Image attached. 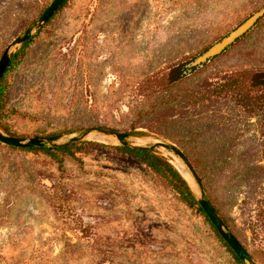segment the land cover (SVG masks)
Returning <instances> with one entry per match:
<instances>
[{
  "label": "rangeland",
  "instance_id": "rangeland-1",
  "mask_svg": "<svg viewBox=\"0 0 264 264\" xmlns=\"http://www.w3.org/2000/svg\"><path fill=\"white\" fill-rule=\"evenodd\" d=\"M51 1L0 0V59L8 45L38 20L43 13L40 14L42 8H47ZM97 1L71 0L53 24L49 27L45 24L34 33L32 37L36 38L31 45L30 56L21 69L11 75V105H31L33 110L50 117V121L57 120L70 127L85 126L58 134L65 135L64 139L68 138V134H83L91 129H98L95 124H106L118 130L114 132L128 133L130 136L127 141L133 144L150 145L161 140L178 145L164 135L143 126L136 129L142 134L131 135L128 132L137 118L138 111L145 105L146 97L139 88L141 80L170 64L176 63L167 69L169 85L200 72L201 75L195 78L197 85L220 81L230 71L238 68H259L263 71H257L251 78V86L257 87L253 84L254 77L257 73L264 72V17L245 36L227 47L228 50L224 53L221 52L222 54L179 80H171V75L175 67L187 64L201 55L264 7V0H193L199 3V7L204 6L206 9L196 15L193 12L192 17L197 19L187 26L190 33L181 35L179 32L174 43L166 50L170 58L161 60L160 64L148 69H145L143 62L126 47L135 40L134 49L144 52L149 47L147 37L152 36L150 31L153 32L154 26L167 28L177 17L185 14L184 0H144L147 3H139L138 10H132L127 18L104 21L97 25L93 30L95 36L91 48H84L78 40L84 34L88 35L89 21ZM26 3L29 4L25 6ZM134 20L135 25L131 29ZM182 22L180 20V23ZM27 24L29 26L25 28ZM177 31L179 27L175 29V32ZM84 38L90 40L91 37ZM73 62L79 65H73ZM116 65L124 67L127 73H117ZM42 92H47V96H39ZM72 101L76 103L75 106H71ZM216 106L230 115H224V118H227L225 131L235 130L234 134L226 136L227 141H231V144L249 142L253 152L244 158L253 156V159L262 160L261 163L264 164V113L257 111L250 115L239 113L235 116V110L231 108L234 104L230 99L220 101L213 107ZM14 122L21 132L27 134H33L46 127L45 121L23 117H17ZM82 141L120 145L116 138L105 136L98 131L89 133L87 139ZM157 150L190 180L198 192L199 187L184 161L173 151L164 148ZM98 159H89L84 171L74 165L67 167L71 176L76 173V177L68 179L70 174L66 172L58 178L60 172L56 166L42 165L43 158L30 154L25 156L13 150L3 151L0 147V264H160V257L171 258L173 255L178 258L175 263L180 264L187 263V260L191 262L193 258L196 260L194 255H191L193 243H196L200 257L207 258L206 260L211 258V264L216 262L214 250L219 246L218 242L198 219L197 223L194 222V227L184 233L190 235L188 238L176 240L178 243L174 246L173 255H158L156 252L150 253L151 255H139L143 245L151 249L155 247L153 250L159 251L156 245L150 247V244H144L140 240L139 232L142 230L149 240L153 239L155 234L163 233L157 228L161 223L152 225L151 222L142 220L140 227L135 230L129 225L123 229L121 218L118 217V212L124 209L123 203L109 194L113 190L109 176L114 174L115 168L108 163H99ZM33 168L47 175H54L55 178L39 176L40 183L44 186L36 188L26 181L28 175L21 174L22 178L18 177L22 169ZM117 177L121 183L120 187L131 185V188H135L133 182L137 181L142 187L144 185L150 190L161 191L156 185L144 184L139 179L130 181L120 174ZM58 183L64 186L70 183L71 187L67 185L69 191L72 190V185H76V193L81 195L90 192L93 197L85 201L84 205L82 199L77 212H56L47 193L54 195L58 192ZM254 188L242 185L237 192L220 189L211 194L214 193L212 195L219 198L221 211L248 250L264 258V232L258 228L260 226L257 225L256 219L261 193ZM126 190L130 191L128 187ZM204 190L208 197L205 187ZM145 197L141 194V199L135 202L139 207L145 206L149 209L151 206H147L143 201ZM148 197L151 202V196ZM143 213L145 219V209ZM74 219H77L76 222ZM190 221L191 217L188 223ZM227 226L229 227L228 224ZM85 227H89L87 232ZM195 227L198 228L195 230L198 236L191 233ZM124 230L130 233L124 234ZM162 244L165 248L166 244ZM149 257L152 260H149Z\"/></svg>",
  "mask_w": 264,
  "mask_h": 264
},
{
  "label": "trees",
  "instance_id": "trees-1",
  "mask_svg": "<svg viewBox=\"0 0 264 264\" xmlns=\"http://www.w3.org/2000/svg\"><path fill=\"white\" fill-rule=\"evenodd\" d=\"M70 1L71 0H65L62 3L57 12L46 23V27H49L58 19L61 11L68 6ZM138 1L98 0L96 2V9L92 13V18L88 25L89 32H87V36L91 38H89L90 40L84 38L87 37L86 34H84L78 41L84 45V48H91L92 41H94L93 37L95 36L93 30L96 29V26L104 21L123 20L127 18V15H129L132 10H138L137 6L139 3H147V1L144 0ZM184 2L183 10L185 14L177 17L167 28L157 25L152 29L153 32L150 31L152 36L147 37L149 38V47L144 52H138L139 50L134 49L135 40L131 45L126 47L128 51L134 52L137 59L143 62V65L146 67L145 69L160 64L161 60H168L170 56H168L166 50L174 43L176 37L179 36V32H181V35L183 33H190L187 26L197 19L196 17H192L193 12H195L196 15L206 9L204 6L199 7V3L193 0H184ZM28 4L29 3H26L25 6ZM45 8L46 6L42 8L40 14ZM180 20L183 22L180 23ZM29 24H27L25 28H27ZM134 25L135 20L130 28L133 29ZM177 27H179V31L175 32ZM130 34L131 31L127 33L128 36H130ZM35 38V36L31 37L22 44L20 49L13 55L0 80V128L9 135L22 137L28 135L54 136L85 127H70L67 124L64 125L59 123L57 120L50 121L52 120L50 117L43 112L40 113L33 110L31 105L19 107L18 105L14 106L10 104L9 90L11 87V75L18 72L30 56V48ZM226 50H228V48L222 51V53ZM73 65H76V63L73 62ZM172 65L170 64L167 68L157 71L141 80L139 88L146 97L145 105L143 109L138 111L137 118L132 123L128 132L131 135L142 134L136 131V129L143 126L177 143L196 168L201 182L208 192L207 198L210 199L218 214L225 223L229 225L232 232L248 250L247 246H245L243 241L239 238L235 230L231 227L228 219L221 211V207L218 203L219 198L217 195H212L214 193L211 194V192H216L220 189L223 191L237 192L242 185H250L255 187L254 189L257 191L259 190L261 196L259 198L260 203L256 219L257 225L259 224L260 226L258 228L261 232H264V164L261 163L262 160L253 159V156L249 159L244 158L253 152L249 142L231 144V141H227L226 136L234 134L235 130L229 132L225 131V119L227 118H224V115L227 113L222 112L219 106L215 108L213 106L220 101L230 99L234 104L231 108L235 110V116L239 113L250 115L257 111H262L264 113V86H260L264 85L263 72L258 75L260 84L259 82L255 84L256 82L253 81V84L257 85V87L251 86L252 76L257 71H263V69L238 68L230 71L220 81L197 85L195 78L201 75L202 72H200L176 84L169 85L167 83V69ZM115 71L119 74L127 73L125 68L121 65H116ZM179 76H182L180 69ZM56 89L57 87L53 90L56 91ZM46 93L47 92H42L39 96H47ZM70 104L71 106L76 105L73 101L70 102ZM227 115L228 117L230 116L229 114ZM17 117L29 118L34 121H45L46 127L33 134L23 133L15 126L14 119ZM94 126L100 130L118 131L114 127L106 124H95ZM0 147L3 151L13 150L25 156L30 154L43 158L44 160L41 162L42 165L56 166L57 171L60 172L58 178H60L62 174L65 175L66 172L70 174L68 175V179L72 176L76 177V173L71 176L70 169H67V167L74 165L81 171H84L88 160L93 157H98L99 163L111 164L115 168V172L114 174L112 173L113 175L109 176V182L114 192L112 190L109 194H112L111 196H114L123 203L122 206L124 209L118 212V217L119 219L121 218L123 229L129 225L135 230L140 227L139 224L142 220L149 221L152 225L157 222L161 223L157 228L161 229L163 233L160 235L155 234L153 239L149 240L142 230L140 232L138 231L140 233V240L144 244H150V247L151 245H156L159 250L156 251L153 250L155 247L151 249L143 245L139 250V255H151L154 252L158 255H173L175 252L174 246L178 243L176 240L185 237L188 238L190 235L184 233L188 231L189 228H192V226L194 227V222L197 223L196 219H198L201 220L203 227L213 236L214 240L218 242L219 246L214 250L216 262L213 264H247L220 235L216 226L202 208L188 180L168 158L157 149L104 144L94 141H75L52 147L42 146L31 148H20L0 143ZM234 156H240V158H233ZM21 174L28 175L26 181L33 184L36 188H43L44 186L40 183L39 176L55 178L54 175H47L45 172L34 168L30 170L22 169L18 176L19 178H22ZM119 174L121 177L123 176L124 179H130V181L139 179L144 184L156 185L161 191L150 190L143 184L142 187L138 185L137 181L133 182L135 188H131V185H122V187H120L121 183L118 182L117 177ZM63 179H65V177ZM68 184L70 185L68 187H71V184ZM68 184L64 186L58 183L56 185L58 192L54 193V195L50 192L47 193V197H49L56 212H77L80 208L78 204L82 199H84V201H82V205H84L85 201H89L93 197L91 195L93 193L90 192L81 193V195L76 193V190H78L76 185H72V190H67ZM125 184L127 183L125 182ZM126 187H128L130 191H127ZM141 194L146 196L143 201H145L147 206H151V208L148 209L145 206L139 207L135 202L141 199ZM148 196H151V202L153 203L150 202ZM143 209L146 211L145 219L142 215L144 214ZM190 217L191 221L188 223ZM76 220L77 219H74V222H76ZM119 227L121 226L119 225ZM84 230L87 232L89 227H85ZM195 230H198V228H193L191 233L193 232L198 236ZM123 233L129 234L130 231L126 232V230H124ZM165 236L167 237L165 238ZM162 243L166 244L165 248L162 247ZM191 251V255H194L196 260L193 258L191 262L187 260V263L182 262L180 264L212 263L211 258L210 260H206L207 258L199 256L196 243L192 244ZM249 253L257 259L260 264H264L263 257H259L251 251H249ZM149 260L152 259L149 257ZM153 260L156 261V259ZM176 261H178V258L173 255L171 258L160 257L159 263L179 264L175 263Z\"/></svg>",
  "mask_w": 264,
  "mask_h": 264
},
{
  "label": "water",
  "instance_id": "water-1",
  "mask_svg": "<svg viewBox=\"0 0 264 264\" xmlns=\"http://www.w3.org/2000/svg\"><path fill=\"white\" fill-rule=\"evenodd\" d=\"M65 0H52L47 8L43 11L41 16L38 18L36 22L31 24L22 35L17 36L6 48L1 59H0V80L3 77L13 55L17 52V50L22 46V44L30 39L35 32L39 29L43 28L44 25L49 21V19L57 12L59 7ZM264 17V7L260 10L253 13L250 17H248L245 21H243L237 28L230 31L226 36H224L221 40L214 43L211 47H209L205 52L191 60L187 64L178 65L175 67L171 80H179L183 76L187 75L190 71L197 69L199 66L204 65V63L210 61L215 56L219 55L222 51H224L227 47L235 43L241 37L245 36L257 23L258 21ZM179 69L182 72V76H179ZM262 72L257 73L254 77L255 84H258L259 77ZM264 73V72H263ZM260 84V82H259ZM93 131H98L101 134L109 137H114L119 141L120 145H125L128 147H142L148 149H157L164 148L166 150L173 151L177 156H179L190 172L193 175L199 189L198 192L193 187L192 183L189 179L188 182L192 187L193 191L197 195L199 202L212 221V223L216 226L220 235L225 239V241L231 246L234 252L247 264H258V262L252 257L249 251L244 247V245L240 242V240L236 237V235L229 229L225 221L218 214L212 202L206 197V193L204 187L202 185L201 179L193 166L192 162L185 154V152L176 144L169 141H161L157 140L150 145H137L127 141L129 138L128 133H117L110 130H100V129H91L89 131L84 132L83 134H71L66 135L68 138L64 139L65 135H54L48 137H17L12 136L5 133L0 129V142L20 148H31V147H42V146H56L61 144H66L75 141H82L87 139V135Z\"/></svg>",
  "mask_w": 264,
  "mask_h": 264
}]
</instances>
